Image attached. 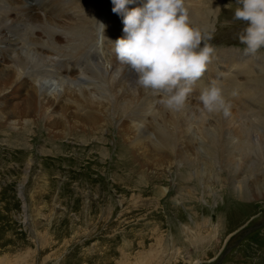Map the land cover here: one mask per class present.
<instances>
[{
  "label": "rangeland",
  "instance_id": "rangeland-1",
  "mask_svg": "<svg viewBox=\"0 0 264 264\" xmlns=\"http://www.w3.org/2000/svg\"><path fill=\"white\" fill-rule=\"evenodd\" d=\"M35 1L22 3L34 8ZM110 1L97 0L96 7L112 6ZM191 1L207 21L195 29L213 54L237 53L257 72L239 75L229 87L235 98L225 97L242 112L235 116L245 121L247 139H237L242 143L224 158L211 152L218 143L201 134L187 144L181 138L173 150L159 148L148 124L152 116L140 145L139 132H124L121 111L113 108L98 129L72 123L53 129L33 118L11 129L1 119L0 264H217L225 253L221 264H264V227L243 237L264 222V48L245 55L236 37L247 25L234 18L236 0ZM91 80L79 83L91 89ZM193 86L200 95V82ZM255 94L258 99H251ZM187 101L202 111L193 96ZM70 103L89 120L83 103ZM202 114L213 128L215 116ZM238 126L229 127L234 133ZM200 168L204 175L197 174Z\"/></svg>",
  "mask_w": 264,
  "mask_h": 264
},
{
  "label": "bare ground",
  "instance_id": "bare-ground-1",
  "mask_svg": "<svg viewBox=\"0 0 264 264\" xmlns=\"http://www.w3.org/2000/svg\"><path fill=\"white\" fill-rule=\"evenodd\" d=\"M26 1L0 0V120H4L5 126L11 129L20 124L27 126V122L33 118L44 120L46 127L53 129L69 123L98 129L104 127V123L100 122L101 117L108 115L113 108L121 111V129L124 132H130L129 129L139 132L137 142L141 144L147 141L145 129L148 124L153 126L157 136L153 138L154 143L159 148L169 150H173L181 138L184 137L183 143L187 144V140H194L196 134H201L209 140V144L218 143V149L211 152H220L225 154L222 157L229 158V149L235 150L237 144L242 143L237 139H247L245 121L235 116L236 113L242 115V112L231 101L225 99L229 105L227 116L223 112L209 114L215 116L212 128L207 120L209 116H203L202 111L196 113L192 102L187 101L180 111H169L159 104V95L144 90L136 83L135 73L119 63L113 50V43L124 36V24L123 17L113 13L112 0V6L106 5L104 8L101 5L96 7L97 0H39L34 8L32 3H22ZM144 2L135 0L127 8L141 7ZM185 6L191 26L195 28L199 25L204 29L207 21L201 18L197 5L185 0ZM41 17L44 24L37 26L36 22ZM101 24L105 26L104 29ZM98 32L102 38L101 44L97 43ZM92 55L96 57L95 62L88 59ZM7 60H11L10 65L6 64ZM251 64V60L242 59L232 51L214 53L204 77L199 81L202 88H198L201 92L206 85L215 81L222 91L227 89L224 98L232 96L234 99L230 89L237 85L238 76L242 73L246 77L257 74L250 69ZM211 74L220 79H211ZM95 79L99 81L98 86ZM83 80L86 84L91 80L92 88L97 89L90 92V85L84 87L79 83ZM249 91H245V97L251 95L252 90ZM196 93L192 92L189 98L193 96L197 108L202 109ZM98 94L102 99H96ZM259 95L255 94L251 99H258ZM71 101L83 103L88 109L85 115L89 116V120L80 118L73 110L76 105L73 106ZM3 110L9 112L8 117L3 116ZM147 116L153 117L148 124ZM256 119L249 123L254 125L260 120ZM233 123H238V132L230 130L229 126ZM193 124H197V127ZM205 142L202 141L204 145ZM177 158L180 159L179 156ZM204 173L206 171L200 168L197 174Z\"/></svg>",
  "mask_w": 264,
  "mask_h": 264
},
{
  "label": "clouds",
  "instance_id": "clouds-1",
  "mask_svg": "<svg viewBox=\"0 0 264 264\" xmlns=\"http://www.w3.org/2000/svg\"><path fill=\"white\" fill-rule=\"evenodd\" d=\"M134 2L112 0V11L123 17L124 24V36L113 43L116 58L135 73L141 88L160 96V105L180 111L193 85L204 77L214 49L191 26L185 0H145L141 7L128 10ZM236 3L234 18L247 25L236 38L245 45V55L255 56L264 48V0ZM198 99L202 111L228 115L229 105L215 81L203 88Z\"/></svg>",
  "mask_w": 264,
  "mask_h": 264
},
{
  "label": "water",
  "instance_id": "water-1",
  "mask_svg": "<svg viewBox=\"0 0 264 264\" xmlns=\"http://www.w3.org/2000/svg\"><path fill=\"white\" fill-rule=\"evenodd\" d=\"M263 227H264V222L259 224V225H255L254 227H252V228L248 229L247 231H245L243 237H246L247 235H249L253 231L259 230V229H261ZM225 255H226V253L221 257L220 261L217 264H221V262L223 261Z\"/></svg>",
  "mask_w": 264,
  "mask_h": 264
}]
</instances>
